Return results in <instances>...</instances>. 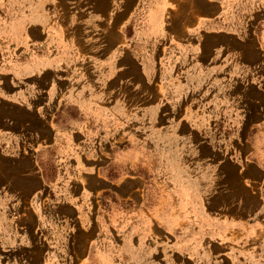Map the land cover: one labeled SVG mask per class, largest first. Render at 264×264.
Wrapping results in <instances>:
<instances>
[{"label":"rangeland","instance_id":"374dc122","mask_svg":"<svg viewBox=\"0 0 264 264\" xmlns=\"http://www.w3.org/2000/svg\"><path fill=\"white\" fill-rule=\"evenodd\" d=\"M151 8L0 0V264H264L257 238L214 245L264 226V84H183L185 26Z\"/></svg>","mask_w":264,"mask_h":264},{"label":"crops","instance_id":"0c3cea01","mask_svg":"<svg viewBox=\"0 0 264 264\" xmlns=\"http://www.w3.org/2000/svg\"><path fill=\"white\" fill-rule=\"evenodd\" d=\"M151 7V23L164 28L171 19L177 25L185 26L176 39L173 37L172 40V36L169 39V43L173 41L176 46L177 75L183 77V84L187 80L189 87H199V78H202L201 83L203 80L208 83L214 79L212 74L221 72L240 74L245 81L264 84V31H261V36L256 32L264 26V0H151ZM217 24L226 26L222 31L230 35L234 43H219L223 45L225 54L215 64L219 53L209 49ZM55 64L57 61H52L46 67L52 70ZM218 233L224 235L215 237V246L218 238L220 242L224 239L225 245L257 238L260 248L264 249V226L228 224L220 226ZM229 255L225 253V260ZM216 261L217 258L212 263L216 264Z\"/></svg>","mask_w":264,"mask_h":264}]
</instances>
